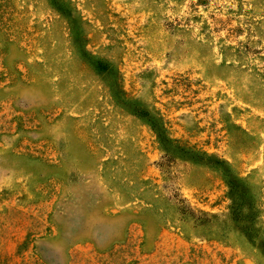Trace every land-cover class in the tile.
Returning <instances> with one entry per match:
<instances>
[{
  "label": "rangeland",
  "instance_id": "obj_1",
  "mask_svg": "<svg viewBox=\"0 0 264 264\" xmlns=\"http://www.w3.org/2000/svg\"><path fill=\"white\" fill-rule=\"evenodd\" d=\"M0 264H264V0H0Z\"/></svg>",
  "mask_w": 264,
  "mask_h": 264
}]
</instances>
